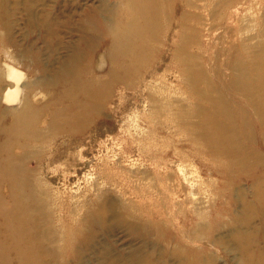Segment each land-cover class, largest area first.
<instances>
[{"label":"rangeland","instance_id":"1","mask_svg":"<svg viewBox=\"0 0 264 264\" xmlns=\"http://www.w3.org/2000/svg\"><path fill=\"white\" fill-rule=\"evenodd\" d=\"M103 1L108 6L114 4L124 17L117 0ZM103 1L0 0V17L8 19L4 24L0 20L3 91L8 87L4 74L8 66L24 72L21 84L25 94L29 89L35 93L31 98L40 107L38 126L43 129L39 137H29L26 147L0 148V244H8L9 259L20 264L25 225L32 229L29 221L33 217L41 254L47 255H41L45 264H196L193 257L198 264H253L251 251L245 252L246 245L252 247L246 235L254 228L256 244L263 248L264 233L260 235L258 228H264V223L257 218L252 223L241 222L246 207L239 200L242 192L255 198L253 181H244L220 197L213 186L221 185V171L212 174L204 168L227 165L228 180L237 184L242 169H247L243 160L222 154L215 161L199 153L192 139L200 127L197 114L182 124L176 115L185 117L184 111L167 110L162 105L182 103L185 110L194 96L173 68L177 62L173 53L182 37L198 38V43L188 40L191 53H197L201 67L224 89L221 92L229 93L225 84L233 77L234 57L239 55L250 65V53L262 49L264 54V0H182L180 6L178 1L172 2L164 31L149 43L154 50L148 62L140 69L124 66L118 76L119 65L137 60L141 51L127 48L123 54L118 41L109 45L102 33L106 24ZM18 59H39L44 66L34 74L17 64ZM64 70L81 76L69 79ZM256 85L253 90L261 92ZM99 98L103 104L94 111L89 105ZM0 105L7 114L0 118V140L11 143L30 123L9 112L16 104L1 100ZM249 110L245 114L251 125L264 128V116L258 120L259 115ZM14 121L15 128L7 135ZM83 121L84 129L74 132ZM248 137L246 133L236 135L237 142L243 144L233 149L243 152L260 146L250 143ZM142 148L153 155H145ZM166 148L170 150L167 159L174 161L172 171L180 176L182 161L178 158L187 156L184 166L193 181V186L185 182L175 196L166 192V185L158 186L157 173L164 179L169 170L155 171L150 165L158 155H167ZM226 205L228 211L218 213L222 226L211 232V238L202 237L204 231L212 230L215 212ZM160 208L201 222L202 236L184 237L178 221L170 229L166 224L159 227L154 221L163 217L154 219L152 215ZM198 210L205 211L201 218ZM233 230L243 237L231 233ZM78 244L83 248L80 253L74 251ZM147 257L149 262L141 261Z\"/></svg>","mask_w":264,"mask_h":264},{"label":"bare ground","instance_id":"2","mask_svg":"<svg viewBox=\"0 0 264 264\" xmlns=\"http://www.w3.org/2000/svg\"><path fill=\"white\" fill-rule=\"evenodd\" d=\"M117 1L119 6L124 11L123 18L120 17L116 6H113L114 4H112V6H108L107 1L102 2V11L103 13H106V24L102 25V33L103 35H105L106 39H108L109 45L110 42L113 43L118 41L119 45L123 46L121 48L123 54L126 53L127 48H130L132 50L137 49V51H141L140 55L142 56L141 60L139 55L137 60L130 61L127 63V65H119L120 67L115 72V75L118 76L119 72L124 66L133 67L136 65L137 68H141L148 62L150 55L154 50V48H152L149 43L155 38V40H157L159 35L164 31V22H166L168 16L171 15V10L173 8V6L171 8V3H176V1H178L177 6H180V4H182V0ZM184 17L188 18L186 15H184ZM0 20L3 22V24L5 20L8 23V19L0 17ZM46 26V28H48V25ZM192 39H194V43H198L197 37H191L190 39H188L187 37H182L181 43L180 45H178L175 54L173 53V59L177 61L175 63V67L173 68L181 74L183 78L182 83H184L185 86L194 95L191 97L192 100L187 102V106L189 108L182 110L184 109V105L182 103L174 105L173 103L167 102L162 106L167 110L172 108L174 109L175 107L176 110L180 109L181 112L184 111L185 117L179 114L176 115V120L182 124L190 122L191 116L193 117L197 114V117L200 120V127L199 132L194 133L196 139L193 136L192 139L195 140V149L199 153L204 154L215 161L218 160V155L222 154L233 155L234 157L243 160L242 163L247 169H242L241 172L244 173L238 176L237 184H234L232 181L228 180L227 172H229V167L227 165L223 166L222 168L220 167L221 169L213 165H204V168L206 170H209V172H211L212 174H217V171H221L223 177L221 185L215 186L213 184L214 182L211 183L214 185L213 191L215 193L221 194L220 197H223V195H226V193L230 192L234 188V186L240 185L244 181H253L255 198H251L243 192L239 195V200L241 201L242 205L246 207V210L243 212V216L241 217V222L252 223L257 218L258 221L264 223V128L260 127L261 129H259L257 127L258 125H251L250 121L247 120V116L245 114L250 109V113L252 112L259 115L258 120H260L264 116V54L260 53L262 49L259 50V53H250V56L248 55L252 60L250 61V65H247L246 62L243 61V57L239 55L237 57H234V74L230 82L228 81V84H225V88L227 87L229 90V93L225 95L221 92L222 90L224 91V89L215 83V77L210 76V73L208 71L206 72L205 69L201 67V61L199 62L197 53H195L193 50V53H191L190 45L192 44L189 43L188 40ZM152 56H155V52ZM79 59L80 58H78V60ZM78 60L73 61L75 62V64H78ZM17 64L23 66L29 72H33L34 74L37 73V69L44 66V64H42L39 59H33L32 62H23V60L18 59ZM64 71L66 72V77L70 76L69 79H74L81 76L79 72H72L70 70ZM4 74L6 76V83L8 84V87L3 91L2 81H0V101L3 100L4 102H7L9 104H16V107H9V112H11L13 115L17 114L20 120L28 121L30 123V127L25 130L23 135L17 138H13L11 143H9L10 140H4L2 142L0 140V148H4L5 145L7 147V145H9L8 151H12L13 147L16 145L26 147L29 143V137H39L41 130L43 129H40V127L38 126L40 122V107L36 106L33 99L31 98V95H35V93L33 91L32 93H30L31 90L29 89L25 94V86H22L21 84L24 72L10 65L5 70ZM133 76L134 75H132V77ZM117 80H120V77L117 78ZM255 82L257 83L256 86L261 88V92H258L259 90L257 92L253 90V88L255 87ZM203 84L205 88H203ZM252 86L254 87L252 88ZM28 93L30 94L28 95ZM236 95L238 96L237 99ZM100 98L103 99L101 95ZM100 98L99 102L93 101V103L89 105L90 107L92 106L94 111H97L103 104V101L100 102ZM74 106L76 107L77 105L74 104ZM219 115L224 118V120L220 119ZM3 117H7V114L3 111L0 105V118L3 119ZM263 121L264 119L261 122L264 123ZM84 126V121L78 123L75 126L74 132L82 131L84 129ZM14 128L15 121L8 126L6 130L7 135H10ZM2 129L3 127H0V130ZM244 133L249 136L248 138L250 140V143H259L260 146L257 149L253 148L250 151L247 150L243 152H241L240 148L233 149L235 146H240L243 144L242 142H237L236 135H242ZM197 141H199L200 143H198ZM202 141L204 143H202ZM200 145H202V147ZM142 150L147 156L153 155L150 154L151 150L147 151V148H142ZM181 150L182 149H178L179 152H181ZM166 151L165 153L167 155H158L156 159H153V162L150 161V165L152 166V168H154L155 171H157L159 168L169 170L168 175H166L164 179L162 177L160 178L161 175L157 173V177L159 178L158 186L165 187L166 185V192H169L170 196H175L178 195L180 190L185 187V182H188L187 184L193 186V181L190 178V172H188V169H186L184 166V163L188 160L187 156L185 154H183V156L182 154H180L179 157L181 158H178V161H182L181 166L183 172L182 176H180V174H176L175 171H172L173 167L171 164L174 163V161L167 159L170 150H167L166 148ZM246 152L247 154H245ZM242 155L243 157H241ZM239 165L241 168L242 165L240 163ZM30 169L31 168L28 167V170ZM173 188L176 189L175 192H172V190L168 191L169 189ZM31 189L33 190V187H31ZM29 194L34 197V193ZM174 198L175 197H173V199ZM198 203L199 202H197V204ZM104 205L105 204H102V206ZM197 206L198 205L194 207ZM228 209L229 206L226 205V207L215 212V215L213 216V228L212 230L211 228H209L208 231H204L205 236L200 235L203 230L200 228L201 222L195 221L190 217H185V215L178 216L174 213L171 215V213H169L168 211H162L161 208L158 211L151 212L154 213L152 215L154 219L163 217V220L159 219L158 221H154L156 224H158L159 227L166 224L165 227L170 229L171 224L175 225V221H178V227L183 232V236L194 239L201 236L211 238V232L218 230L222 226L219 223L218 213L221 211L226 212L228 211ZM145 212L148 211L146 210ZM197 214H199V218H201L203 214H205V211L198 210ZM43 215L45 218V214ZM130 216L132 215H127L126 218ZM23 217L26 218L25 214L23 215ZM30 222L32 223L31 226L33 225V228H28V225H25L26 229H24V231H26L27 233L25 236L26 243L23 248L20 249V252L23 253L20 264H45L46 262L44 261V258L46 254H44V251L43 254H41L43 248L40 249L41 243L39 242V233L36 226V218L34 219L32 217L29 223ZM104 223L105 222H102L103 225ZM258 232L260 235L263 234L264 228L259 227ZM231 233H238L242 236V233L239 230H233L231 231ZM23 235L24 233H22L20 236ZM246 236L248 242H252V247L249 248L246 245L245 252L248 253V251H251L250 255L254 257L253 264H264V247L260 248L259 243L256 244L257 241H255L256 236L254 228H250ZM181 241H184V238H182ZM9 249L10 246L8 244L5 246L4 243L0 244V264H8V260L10 261V264H13V261L9 259ZM82 250V244H78L74 247V251L78 253L82 252ZM51 252L52 251H50V253ZM183 253L184 258H186L187 253ZM256 254L258 256L257 262H255ZM41 255H43V259ZM189 259L191 260L190 257ZM192 259L196 261V264H198L197 257H193ZM141 261L149 262L150 259L147 257L142 259Z\"/></svg>","mask_w":264,"mask_h":264}]
</instances>
